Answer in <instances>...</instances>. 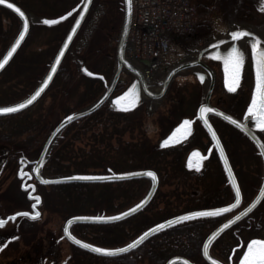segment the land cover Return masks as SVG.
Here are the masks:
<instances>
[{
	"label": "rangeland",
	"instance_id": "obj_1",
	"mask_svg": "<svg viewBox=\"0 0 264 264\" xmlns=\"http://www.w3.org/2000/svg\"><path fill=\"white\" fill-rule=\"evenodd\" d=\"M240 1L243 8L232 15L225 12L216 17L209 27L198 24L196 20L194 29L183 32L180 36L174 34L173 36L176 38L171 41V51L167 62L170 64L178 59L190 61L197 59L198 50L209 47L211 43L223 37L225 33L234 30L236 25L251 31L254 30L255 33L256 31L264 32V12L260 11L258 0ZM20 2L28 10L31 29L26 42L12 64L0 75V106L16 103L34 91L49 70L78 12L53 25H46L43 21L63 16L81 4L82 0H21ZM123 18V0H94L86 20L65 58V70L69 68L67 77L55 80L50 89L32 107L31 112L37 117L42 116L48 123L46 127L49 134L66 116L82 111L97 101L105 92V86L113 80L116 70L117 44ZM112 19L114 20L113 23ZM20 29V19L0 7V58L17 37ZM110 55H112L113 60ZM108 63L112 64V68H109ZM82 65L87 69L89 68L90 70H88L91 72L105 74L106 85L100 86L95 83L94 87L91 88L92 81L89 79L91 76L85 72L84 74L80 72ZM199 70L205 72L202 68H194L177 75L162 99L151 102L148 97H145L139 105L147 115L146 131L152 140V146L156 147L173 126L183 118L196 116L197 108L203 103L207 92V86L201 84L193 74V71ZM252 76L248 67L245 71L243 69L236 90L239 94L233 98L239 99V101L243 99L246 102L253 85ZM133 78L132 74L124 72L120 78L121 82L119 81L116 86L114 96L125 90ZM218 79V87L213 95L216 96V99L219 97L229 99L222 87V85L224 86L223 76H219ZM154 88L156 92L161 91V88ZM172 99H177L178 103H170ZM108 106L112 107L110 103H107ZM195 127L194 135L184 141L185 146L190 147V150L196 149L195 160L203 165L200 168L201 175L205 174L208 177V184H211L210 173L213 171L214 165L216 168L218 165L220 176L216 177L214 184L218 183L220 188L224 186L228 188L230 196L227 202H231L233 193L215 148L211 144L210 137L199 122L196 123ZM217 128L222 140L226 143L235 173L246 196L242 206L237 211L239 212L251 203L262 185L263 160L254 143L247 138L234 134L229 125L218 123ZM259 133L264 139V130L259 129ZM238 138L240 139L238 140ZM126 139L128 140V136ZM21 149V147L11 148L0 143V220L15 212L31 211L35 202L34 199L29 198L30 189H23V178L18 177L21 166L20 158L22 155L26 156V150L23 152ZM9 150L18 157V160H16V165L12 164L8 168L9 164L6 162L8 161ZM208 150L215 153L204 162V156ZM214 158L218 163H212L215 162L212 161ZM31 168L32 166H29L26 170L29 171ZM29 183H33V181L27 182V184ZM149 186L150 181L146 179L140 196L125 208L137 202L146 193ZM159 191L166 196L157 202H169L173 204V207L179 205L180 208L187 210L190 196L184 195L187 193L186 190L178 189L175 186L161 185ZM177 192L181 194L182 202L173 196ZM198 192L201 191L198 190ZM38 194L41 192L39 191ZM159 207L162 208L163 204H159ZM39 210L41 216L37 218L38 221L35 223H32V220L36 219L21 216L0 226V264L75 263L73 260L74 245L65 239L63 234L65 222L69 218L64 219L56 212H47L42 205ZM235 214L218 217L214 228ZM171 215L174 214L168 216ZM13 237L16 238L13 239ZM252 238L264 239V207L259 212L252 214L249 220H243L224 233L216 241V245L214 244L212 254L226 263H229L232 256V264H239L237 257L242 255V249L245 250L247 242Z\"/></svg>",
	"mask_w": 264,
	"mask_h": 264
},
{
	"label": "trees",
	"instance_id": "obj_2",
	"mask_svg": "<svg viewBox=\"0 0 264 264\" xmlns=\"http://www.w3.org/2000/svg\"><path fill=\"white\" fill-rule=\"evenodd\" d=\"M11 1L28 13L21 0ZM190 2L196 9L198 24L208 27L216 17L225 12L232 15L243 8L240 0H190ZM113 21L112 19V23ZM110 58L113 60L112 55ZM65 62L64 60L55 80L67 77L69 68L65 70ZM108 66L112 68L111 63H108ZM81 70L80 68L81 74H84ZM89 79L92 81L91 88L95 83L100 86L104 84L98 78ZM171 102L178 103L177 99H172ZM31 111L32 108L16 115L0 117V143L11 148L21 147L23 152L26 150L28 159L36 160L49 135L46 127L48 123L42 116L37 117ZM146 118L147 115L140 106L124 110L103 105L96 112L69 124L60 133L49 152L42 173L46 177H59L154 170L159 177V188L161 185H168L187 191L184 193L185 196H190L187 210L180 208L179 205L173 207L169 202H157L166 196L160 193L158 188L146 209L132 218L108 225H74L72 231L80 239L100 247L115 248L168 218L229 203L228 188L225 186L220 188L218 183L214 184L216 177L220 176L218 165L216 168L213 164L214 168L210 173L211 184H208V177L205 174L201 175L200 168L192 164L189 167L186 159L191 148L188 146L187 148L184 142L162 147V139L156 147L152 146V140L146 131ZM231 128L234 134L243 137L238 130ZM7 158L8 168L12 164H17L18 157L10 150ZM212 161L218 163L216 158ZM145 180L40 185L38 192H41L43 208L47 212L60 214L64 219L79 215H112L130 208L144 197L146 193L137 202L125 208L140 196ZM174 194L175 199L182 202L181 194L178 192ZM245 197L244 194V199ZM159 204H163V207L160 208ZM263 207L264 200L252 214L259 212ZM170 214L174 215L168 216ZM217 220L218 217L211 216L172 226L154 235L131 253L115 257L94 255L74 246V264H165L173 256L187 257L195 264H207L202 257V246ZM37 221L38 219L32 220V223Z\"/></svg>",
	"mask_w": 264,
	"mask_h": 264
},
{
	"label": "water",
	"instance_id": "obj_3",
	"mask_svg": "<svg viewBox=\"0 0 264 264\" xmlns=\"http://www.w3.org/2000/svg\"><path fill=\"white\" fill-rule=\"evenodd\" d=\"M94 0H82L81 4H79L76 8L72 9L71 11H69L68 13L64 14L63 17L64 19H66L68 16L72 15L74 12H76L79 8V12L75 18V21L73 22L71 28L69 29L67 35L65 36L64 40L62 41L50 67L49 70L47 71L46 75L44 76V78L41 80V82L38 84V86L34 89V91L32 93H30L26 98L16 102V103H23V101L25 99L30 98L32 95L35 94V92L40 89V95L31 103V104H27L25 105L24 108L22 109H18L16 110L14 113H9V114H0V117L2 116H11V115H15V114H19L21 112L27 111L28 109H30L31 107H33L41 98L42 96L48 91V89L50 88V86L52 85L53 81L55 80L60 67L68 53V51L70 50L77 34L79 33L90 9L92 6ZM8 4H15L18 8H20V10L22 12H24L25 17L28 18L29 20V28L27 31L24 30L23 27V20L24 17H21L19 15V13H17L15 11V9L8 7ZM8 4H0V7L5 8L7 10H9L11 13H13L15 16H17L20 21H21V31H25V35L24 38L21 40L20 44H18L16 46V50L12 53V55L8 58V60L5 62L4 67L0 68V74L2 72H4L7 67L11 64V62L13 61V59L16 57V55L18 54L19 50L21 49V47L24 45L29 32H30V28H31V20L28 16V14L24 11V9H22L18 4H16L15 2L8 0ZM123 6H124V18H123V24H122V28H121V32L119 35V39H118V44H117V52H116V70H115V74L113 77V80L111 81V83L109 85H107L105 92L103 93V95L97 100L95 101L91 106H89L88 108L82 110V111H78L75 113H72L68 116H66L64 119H62L61 122H59L57 124V126L52 130V132L50 133V135L48 136L47 140L44 143V146L40 152V155L38 157L37 160L31 161L29 160L27 157L22 156L20 158V163H21V167L19 169V173L18 176L20 178H23V184L22 187L24 190H28L30 189V192L32 193V196L29 198L30 199H35V197H39V203H37V201H35L33 204H35V207H32V209L34 210V212H39L41 215V211L38 209V206L41 205L42 203V197L40 195L35 194L36 192V188H37V184L36 183H29L27 184V182L29 181H33L35 180L37 183H39L40 185H54V184H64V183H114V182H123V181H129V180H134V179H148L150 181V187L147 191V193L144 195V197L138 201L136 204H134L133 206H131L130 208L122 211L124 213H128L126 216L120 217L118 220H114V221H93V220H84V219H74V218H78V217H89V216H119V213L116 214H112V215H79V216H73L70 217L64 225V229L67 228L69 232H71L72 235L76 236L73 232H72V227L76 224H101V225H108V224H114V223H119L122 221H125L131 217H134L135 215H137L138 213H140L141 211H143L152 201V199L154 198L158 187H159V177L157 175V173L154 170H137V171H130V172H122V173H109V174H104V173H98V174H75V175H67V176H59V177H46L43 175L42 173V169L43 166L46 162V159L49 155V152L53 146V144L55 143L56 139L58 138V136L60 135V133L71 123H73L74 121H77L83 117H86L94 112H96L99 108H101L106 102H108L113 93L114 90L119 82L120 76L122 74L123 71H126L130 74H132L134 76V79L132 80L131 84L127 87V89L124 91L126 92L129 88H131L133 85L136 86V90L140 95V101L142 100V96L143 93H145L147 96H149L152 99H161L165 96L168 87L170 86V84L172 83V81L174 80V78L189 69H194V68H202L204 69L211 77L210 80V85L208 87L205 99H204V103L202 105H206L209 108H215L217 109L216 112H206L204 113L203 116H201L200 113V106L199 110H198V118L203 122L210 138L213 141V144L217 150V153L220 157L221 163L223 165V168L227 174V177L229 179V182L231 184V187L233 189L234 192V197H235V188L232 185V180L235 179L237 182V185L240 187L238 179L235 175L234 169L231 165V162L229 160V157L226 153V150L220 140L219 135L217 134L216 130L214 129L213 125L210 122V116L214 115L217 116L223 120H225L226 122L232 124L233 126H235L236 128H238L240 131H242L245 135H247L252 141L253 143L256 145V147L258 148L260 155L262 156L263 162H264V155H262V148L261 145H264V142L262 141V139L260 138V136L256 133V131L251 127L250 124V120L248 118H246L244 121L240 120L238 118H236L235 116L215 107L212 105L211 103V98H212V93L215 87V72L214 70L203 60V56L204 54H206V56H210V51L212 49H215L216 51H214L217 54L223 55L225 54L224 50L228 49V47L231 46L232 43H237L239 45V41H232L230 39V32L228 33L227 37H223L222 39H219L217 42H215L213 45H211L210 47H207L205 49H202L200 51L199 57L195 60L192 61H187V62H182L178 65H176L175 67H173L169 73L167 74V77L165 79V81L162 84V89L160 92H153L148 88V85L146 83V81L144 80L141 72L136 69L133 65H131L127 59H126V47H127V40H128V35H129V29H130V24H131V17H132V4L129 6V2L128 0H123ZM82 14V15H81ZM63 19V20H64ZM52 20H56L57 22L62 21L59 18L56 19H52ZM77 21H79V24L77 23ZM56 22V23H57ZM73 29H75L76 31H73ZM19 32V33H20ZM19 33L17 35V37L13 40V42L11 43V45L8 47V49L6 50V52L4 53V55L0 58V60L3 59L4 56H6L8 54V52L11 50L12 45L15 43V41L19 38ZM71 36V39H68V37ZM220 41H224L223 44L219 43ZM65 45H67V47H65ZM61 50H63V55H61ZM60 56V61L59 63H57L56 61V57ZM212 57L216 58L215 55H213ZM217 59V58H216ZM220 60V59H218ZM223 61V59H221ZM224 64V61H223ZM53 65H55V71H53ZM82 69L87 73H92L90 71L87 70V68L82 65ZM224 70H225V65H224ZM194 75L198 77V79L201 82H204L206 80V74L202 71H193ZM242 72V70H241ZM225 74H226V70H225ZM51 76V79L48 80V83L45 85L43 82L44 80L48 79V77ZM93 77H102L98 74H94L92 73ZM201 76L203 77V80H201ZM123 92V93H124ZM120 94V95H123ZM118 95V96H120ZM111 102L113 103L114 106L123 109L121 107L118 106V104L116 103V97L111 99ZM9 104V105H5V106H0V107H11L14 104ZM138 103V104H139ZM137 104V105H138ZM132 109V108H131ZM129 110V109H128ZM221 113H223V115H221ZM227 116H231L233 120H238L241 124H245L248 125L247 128H242L237 124H233L231 120L226 119ZM189 120V119H188ZM205 120L207 121V123H205ZM183 123V122H182ZM192 125H193V121L190 125V130L187 132H184L183 130L177 132V129L179 128L180 125H178L169 135L172 136L173 132H176V136L173 137V139L169 142V144L167 145H171V144H176L179 141L183 140L184 138H186L192 131ZM215 132L216 133V138L214 139L212 136V133ZM167 137V138H168ZM166 138V139H167ZM165 140V139H164ZM221 149H223V153H221ZM197 151H193L190 156H189V161L195 160ZM225 159L227 160V164H225ZM32 164L33 167L31 169V171L26 170V167ZM198 165L200 166L201 164L198 163ZM229 169H231V174L229 173ZM21 172L25 173V175L21 176ZM149 172H154L156 174L155 179H153L151 176L148 175ZM81 177H95L94 179H83ZM261 188H264V178H263V182L262 185L257 193V195L255 196V198L251 201V203H249L245 208H243L242 210H240L239 212L238 209L241 207L242 202H243V195H242V191H241V202L240 204L236 205L235 208H231L228 209V205H224L221 207H216V208H223V209H227L226 211H222L217 213L216 215H212V216H225V215H229L232 213H236L235 215L231 216L228 220H226L225 222H223L222 224H220L219 226H217L215 229H213L206 237L203 246H202V256L204 258V260L208 263V264H213V261H219V264H226L224 263L222 260L216 258L214 255H212L211 253V247L213 245V243L222 235L224 234L227 230H229L230 228H232L233 226L237 225L238 223H240L242 220H244L246 217H248L263 201L264 199V193H262L260 190ZM241 189V188H240ZM141 201H144V203L141 205V207L136 208V206L138 204H141ZM235 203V199L233 200V202H231L230 204H234ZM136 209L134 212H129V209ZM212 209L215 208H210V209H201V210H196V211H191V212H200V211H211ZM24 212H29V211H21L19 213H24ZM18 213V212H16ZM16 213L9 215L8 217H6L5 219H2L4 221L3 224L9 222L10 220H15L17 217L19 216H24V215H19L16 216ZM189 212L168 218L164 221H161L151 227H149L148 229H153V231L147 236L145 237V239L143 241H141L140 243L137 244L136 247L128 249L125 252H121V253H117L115 255H104V254H99V253H95L92 252L89 249H85L82 245H77L75 244L74 241H72L68 234L64 231L63 229V234L65 239H67L71 244H73L74 246L85 250L91 254H95L98 256H103V257H115V256H120V255H125L128 253H131L132 251L136 250L138 247H140L143 243H145L148 239H150L151 237H153L154 235L181 223L190 221V220H194V219H199V218H204V217H211V216H200V217H189L188 219H184V220H179L177 221V217H183V216H187ZM34 214V213H33ZM39 215V216H40ZM15 216V219H12V217ZM38 216V217H39ZM37 217V218H38ZM236 217H240L239 219H236ZM229 220H232V224H228L227 227H224L225 224L228 223ZM71 221V223L69 224L68 222ZM168 221H172L171 224H168ZM161 224L164 225V227L160 228L159 230H157L155 228L156 225ZM148 229L144 230L142 233H140L136 238H134L133 240L137 239L139 236L143 235L144 232L148 231ZM213 233H215V235H213ZM77 239H80L78 236H76ZM258 239V238H256ZM133 240L129 241L128 243H126L123 246H119L116 248H124L126 247L128 244H130ZM84 241V240H82ZM85 243H89L87 241H84ZM91 244V243H90ZM207 244L208 245V256L204 255V245ZM94 245V244H93ZM97 246V245H95ZM100 247V246H97ZM209 257H211V259H209ZM165 264H195L193 261H191L190 259H188L187 257L184 256H173L171 258H169L167 260V262Z\"/></svg>",
	"mask_w": 264,
	"mask_h": 264
},
{
	"label": "snow or ice",
	"instance_id": "obj_4",
	"mask_svg": "<svg viewBox=\"0 0 264 264\" xmlns=\"http://www.w3.org/2000/svg\"><path fill=\"white\" fill-rule=\"evenodd\" d=\"M129 6L131 5V0H128ZM0 4H8V0H0ZM259 9L261 12H264V0H258ZM8 7L15 9L17 13L21 17H24L23 20V27L24 30L27 31L29 28V20L27 17H25L24 12L20 10L15 4H8ZM82 15V14H81ZM61 20L64 19L63 16L60 17ZM57 21L52 19H46L43 21L46 25H53ZM79 24V21H77ZM25 31H21L19 33V38L15 41V43L12 45L11 50L8 52L6 56L3 57L2 60H0V68L4 67L5 62L8 60V58L12 55V53L16 50V46L20 44L21 40L24 38ZM73 31H76L73 29ZM72 37L69 36L68 39H71ZM230 39L232 41H239V45L237 43H232L230 47H228L227 52L223 55L217 54L213 52L212 54L216 56L217 59H223L225 70H226V86L230 92H235L237 90V87L239 86L240 79H241V70L243 68L244 62H245V50L249 45L251 48V58L255 62V90L251 93V101L247 105V113H245V117L248 118L250 121L255 122V128L264 130V36L256 34L254 31L248 30L245 27H241L240 25H236L234 30L230 32ZM219 43L223 44L224 41H220ZM67 47V45H65ZM61 55H63V50H61ZM57 63L60 61V56L56 57ZM53 71H55V65H53ZM89 75H92V73H89ZM51 79V76L48 77V79L44 80V84L46 85L48 83V80ZM201 80H203V77L201 76ZM40 89H38L34 95H32L30 98L25 99L23 103H16L11 107H0V114H9L14 113L18 109H22L27 104H31L39 95H40ZM140 101V95L136 90V86L133 85L131 88H129L126 92L123 93V95L116 97V103L119 107L123 108L124 110H128L131 108H135L137 104ZM217 109L215 108H209L206 105H202L200 107V113L201 116L204 115L206 112H216ZM223 115V113H221ZM226 119L231 120L233 124H237L242 128H247L248 125L241 124L238 120H233L231 116H227ZM192 121L185 119L183 123L180 124L179 128L177 129V132L183 130L184 132H187L190 130V125ZM205 123L207 121L205 120ZM176 136V132L172 133V136H169L167 139H165L161 146H165L169 144V142L173 139V137ZM213 138H216V133H212ZM262 148V155H264V145H261ZM221 153H223V149H221ZM198 155V154H197ZM225 164H227V160L225 159ZM191 161H189V167H191ZM229 173L231 174V169H229ZM21 176L25 175V173L21 172ZM149 176H151L153 179H155L156 174L154 172H149ZM83 179H94L95 177H81ZM232 185L235 188V203L229 204L228 209L235 208L236 205L240 204L241 202V189L237 185V182L235 179L232 180ZM262 193H264V188H261L260 190ZM28 195L31 197L32 193L28 192ZM37 203H39L40 198L37 196L35 197ZM144 203V201H141V204H138L136 208L141 207V205ZM32 207H35V204H33ZM136 209H129V212H134ZM227 209L223 208H215L211 211H200V212H189L187 216L183 217H177V221L188 219L189 217H200V216H212L216 215L219 212L226 211ZM128 213L121 212L119 216H89V217H78L74 219H84V220H93V221H114L118 220L120 217L126 216ZM24 215L26 217H29L31 219H36L40 213H32V212H24V213H16V216ZM240 217H236V219H239ZM12 219H15V216L12 217ZM232 220H229L227 224L224 225V227H227L228 224H232ZM4 223L3 220H0V226H2ZM69 224L71 221L68 222ZM168 224H171L172 221H168ZM164 227V225L158 224L155 226L157 230ZM64 231L68 234L69 238L75 242L77 245H82L85 249H89L92 252L104 254V255H115L117 253L125 252L128 249L134 248L137 246L138 243L143 241L145 237H147L153 229H148V231L144 232L143 235L139 236L137 239L133 240L130 244H128L124 248H110V247H97L90 243H85L82 240H79L76 238V236L72 235L71 232L68 231L67 228L64 229ZM215 235V233H213ZM16 237H13L15 239ZM204 255L208 256V245H204ZM211 259V257H209ZM239 264H264V239H256L253 238L246 244V250L242 249V255L237 257ZM213 264H219V261H213Z\"/></svg>",
	"mask_w": 264,
	"mask_h": 264
},
{
	"label": "built area",
	"instance_id": "obj_5",
	"mask_svg": "<svg viewBox=\"0 0 264 264\" xmlns=\"http://www.w3.org/2000/svg\"><path fill=\"white\" fill-rule=\"evenodd\" d=\"M131 1L127 57L151 85L166 68L170 37L195 27V8L189 0Z\"/></svg>",
	"mask_w": 264,
	"mask_h": 264
},
{
	"label": "flooded vegetation",
	"instance_id": "obj_6",
	"mask_svg": "<svg viewBox=\"0 0 264 264\" xmlns=\"http://www.w3.org/2000/svg\"><path fill=\"white\" fill-rule=\"evenodd\" d=\"M208 63L209 65L214 68L215 72H216V84H215V88H214V91L215 89L218 87V82H219V79L218 77L220 76H223L224 75V68H223V63L220 61V60H215V59H208ZM249 68L250 71L252 72V80H253V85L251 86V90H250V95L248 96L246 102L245 100H240L239 99H235L233 97H236L238 93V91H235V92H227V90L225 89V87L222 85V87L224 88V91L226 92L225 94H227L229 96V99L227 98H222V97H219L216 99V96L213 95L212 97V104L216 107H218L219 109L235 116L236 118L240 119V120H245V113L247 111V105L250 103L251 101V93L254 91V88H255V68H254V61L252 60L251 58V49H250V45L245 49V62H244V71L246 68ZM224 78V76H223ZM236 94V95H235ZM233 98V99H232ZM199 122L201 124V126L203 127V129L205 130V132L208 134L207 130L205 129V127L203 126V123L201 120L197 119L194 123V131L196 129V123ZM210 122L211 124L213 125L214 129L216 130V132L218 133V135L220 136L221 140H222V137H221V134H220V131L219 129L217 128L218 127V123H223V124H227L229 125L230 127H233L230 123L226 122L225 120L217 117V116H214V115H211L210 116ZM255 125V124H254ZM253 125V128L254 130L260 135L259 133V129L258 128H255V126ZM234 128V127H233ZM236 129V128H235ZM237 130V129H236ZM194 131L192 132V136L194 135ZM239 133H241L240 131H238ZM190 135V136H191ZM241 135L244 137V138H247L243 133H241ZM209 136V135H208ZM261 136V135H260ZM262 137V136H261ZM263 139V137H262ZM211 140V139H210ZM249 140V139H248ZM264 140V139H263ZM222 143L226 148V143H224V141L222 140ZM212 144V142H211ZM227 151V150H226ZM215 153L214 151L212 152V154ZM211 155H209V157L205 160H209V158H211ZM204 161V162H205Z\"/></svg>",
	"mask_w": 264,
	"mask_h": 264
},
{
	"label": "bare ground",
	"instance_id": "obj_7",
	"mask_svg": "<svg viewBox=\"0 0 264 264\" xmlns=\"http://www.w3.org/2000/svg\"><path fill=\"white\" fill-rule=\"evenodd\" d=\"M193 6V5H192ZM194 7V6H193ZM195 8V7H194ZM195 14H196V9H195ZM194 29V28H193ZM252 31H254V30H252ZM183 33V32H182ZM181 33H179V34H177V35H180ZM256 34H259V35H262V36H264V32H257L256 31ZM171 41H172V37H171V39H170V51H171ZM200 51H201V49L200 50H198L197 51V53L199 54L200 53ZM170 55V54H169ZM169 57V56H168ZM197 58H198V56H197ZM168 59V58H167ZM167 59H166V68L162 71V73H160L157 77H156V79L154 80V81H152L151 82V85L147 82V80H146V77L143 75V78H144V80H146V82L151 86V88H150V86L148 85V88L149 89H154L155 90V88L154 87H158V88H161L162 86V84H163V82L165 81V79H166V77H167V74L169 73V71L173 68V67H175L176 65H178V64H180V63H182V62H187V61H190V60H187V59H182V60H176V61H174L173 63H168L167 62ZM193 60V59H192ZM191 60V61H192ZM195 60V59H194ZM165 70H167L166 71V73H164V71ZM185 72V71H184ZM183 73V72H182ZM182 73H180V74H182ZM180 74H178V75H180ZM175 79V78H174ZM207 86V85H206ZM152 91V90H151ZM154 101H156V100H154ZM156 103H158V102H156Z\"/></svg>",
	"mask_w": 264,
	"mask_h": 264
},
{
	"label": "crops",
	"instance_id": "obj_8",
	"mask_svg": "<svg viewBox=\"0 0 264 264\" xmlns=\"http://www.w3.org/2000/svg\"><path fill=\"white\" fill-rule=\"evenodd\" d=\"M179 36H180V35H179ZM175 38H176V36H173V37H172V40L175 39Z\"/></svg>",
	"mask_w": 264,
	"mask_h": 264
}]
</instances>
